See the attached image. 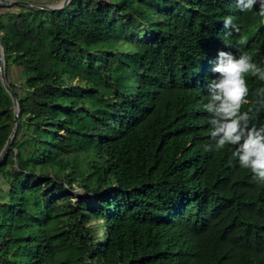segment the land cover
Listing matches in <instances>:
<instances>
[{
    "label": "trees",
    "instance_id": "1",
    "mask_svg": "<svg viewBox=\"0 0 264 264\" xmlns=\"http://www.w3.org/2000/svg\"><path fill=\"white\" fill-rule=\"evenodd\" d=\"M13 6L0 5L19 107L0 161V264H264V181L231 149L205 151L213 141L203 108L220 51L264 67L258 8ZM228 16L236 30L224 28ZM247 80L252 92L264 87L259 76ZM14 124L0 80V151Z\"/></svg>",
    "mask_w": 264,
    "mask_h": 264
},
{
    "label": "clouds",
    "instance_id": "2",
    "mask_svg": "<svg viewBox=\"0 0 264 264\" xmlns=\"http://www.w3.org/2000/svg\"><path fill=\"white\" fill-rule=\"evenodd\" d=\"M236 4L242 12L258 8V14L264 17V0H236ZM224 28L236 30L233 17H225ZM212 71L218 76L209 80L211 90L203 108L210 114L208 123L213 143L205 145V151L231 149L232 157L242 169L249 170L253 179L264 181V123L257 124L264 113V87L252 92L247 80L249 74L264 80V67L247 53L236 56L220 51Z\"/></svg>",
    "mask_w": 264,
    "mask_h": 264
},
{
    "label": "water",
    "instance_id": "3",
    "mask_svg": "<svg viewBox=\"0 0 264 264\" xmlns=\"http://www.w3.org/2000/svg\"><path fill=\"white\" fill-rule=\"evenodd\" d=\"M70 2H71V0H60L56 3H41V2H35V1H31V0H0V5L1 6L19 5L22 7L36 9V10L39 9V10L52 11V10H56V9L59 10V9L65 8ZM0 80H1V83L3 84L4 88L10 94V96L12 98L13 108H14V120H15V124H14V127L12 129V132H11L9 138L7 139L4 147L0 151V161H1L2 158L5 156L8 148L10 147L11 141L13 140V137L15 135V132H16V129L18 126V122H19V118H18L19 107H18L16 97L14 95V92H13L12 88L10 87L8 80L6 78L5 61H4V57H3V50H2L1 44H0Z\"/></svg>",
    "mask_w": 264,
    "mask_h": 264
},
{
    "label": "rangeland",
    "instance_id": "4",
    "mask_svg": "<svg viewBox=\"0 0 264 264\" xmlns=\"http://www.w3.org/2000/svg\"><path fill=\"white\" fill-rule=\"evenodd\" d=\"M31 1H33V0H31ZM58 1H60V0H45V2H41V3H56V2H58ZM35 2H40L39 0H36ZM5 7H7V9L8 10H6V9H4V11H13L14 9H19L18 8V6H12V7H8V6H5ZM13 9V10H12ZM6 14L7 13H4V14H2L1 15V18L0 19H3V21H5V19H6ZM0 180H1V178H0ZM1 186H4V184H2ZM71 192H73V193H77V194H80V190L79 189H77V190H75V191H71ZM90 199H91V197H90ZM99 233L101 234V231L99 230Z\"/></svg>",
    "mask_w": 264,
    "mask_h": 264
},
{
    "label": "crops",
    "instance_id": "5",
    "mask_svg": "<svg viewBox=\"0 0 264 264\" xmlns=\"http://www.w3.org/2000/svg\"><path fill=\"white\" fill-rule=\"evenodd\" d=\"M33 1H36V0H33ZM40 2H45V0H39Z\"/></svg>",
    "mask_w": 264,
    "mask_h": 264
}]
</instances>
